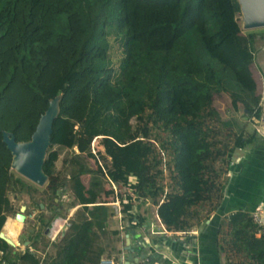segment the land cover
I'll list each match as a JSON object with an SVG mask.
<instances>
[{"label":"trees","instance_id":"obj_1","mask_svg":"<svg viewBox=\"0 0 264 264\" xmlns=\"http://www.w3.org/2000/svg\"><path fill=\"white\" fill-rule=\"evenodd\" d=\"M238 12L236 0H0L1 235L18 244L22 226L5 222L13 210L6 191L31 195L32 189L10 173L1 133L27 141L57 95L41 166L44 192L56 201L67 190L70 207L78 205L55 243L37 248L52 218L42 213L27 239L32 251L15 253L0 239V262L99 264L102 256L119 254L120 233L107 229L112 209L105 203L114 197L125 233L144 223L138 209L146 201L167 230L188 231L209 217L233 153L258 135L212 105L213 95L224 93L233 113L242 111L254 124L261 113V81L250 66L264 36L241 33ZM110 38L120 47L115 66ZM132 117L139 121L136 136ZM157 148L167 153V183ZM65 150L57 173L53 160ZM221 226L236 264H264V238L255 236L248 213L229 214L219 232Z\"/></svg>","mask_w":264,"mask_h":264},{"label":"crops","instance_id":"obj_2","mask_svg":"<svg viewBox=\"0 0 264 264\" xmlns=\"http://www.w3.org/2000/svg\"><path fill=\"white\" fill-rule=\"evenodd\" d=\"M262 66L263 64L258 66L259 71ZM259 74H253V77ZM261 75L262 71L259 76ZM261 77L263 83V75ZM262 91L263 84H261ZM263 199L264 138L257 135L252 143L239 150L233 159L230 170L226 174L219 204L199 227L193 228L196 231L195 234L185 237L180 234L164 236L152 233L153 227L160 229L154 216L155 207L153 206L150 220L157 223V226L151 223L147 226L150 220L145 218L141 204L138 212L144 218V223L128 233L118 230V220L115 215L112 214L107 220V229L117 230L121 236L118 258L117 260L111 258L116 264H123L127 253L131 252L135 254V257L130 264H236L239 257L230 255L231 252L229 253L225 246L231 237L223 234L226 232L225 226H221L220 232L218 231L219 222L236 211L249 214ZM255 236L257 237V234Z\"/></svg>","mask_w":264,"mask_h":264},{"label":"rangeland","instance_id":"obj_3","mask_svg":"<svg viewBox=\"0 0 264 264\" xmlns=\"http://www.w3.org/2000/svg\"><path fill=\"white\" fill-rule=\"evenodd\" d=\"M236 20L240 25L241 33L245 34L249 31H252V32H256L257 34L261 33L264 36V26L255 27V28H248V29L244 28L243 23H242V19H241V14L239 12L236 14ZM255 48L256 49L254 52V58H253V62L251 64L250 69L254 75H257L259 73L261 74V71H262V68L260 69L261 71H259L258 66L260 64H263V66H264V39L261 41L258 40L255 44ZM109 51H110L111 60L113 62V65L115 66L116 65V59L120 55V47L116 42L113 41L112 38H110V50ZM257 69H258V71H257ZM259 75L257 76V79H259L261 81V84H263L262 83V77H261L262 75L261 76H259ZM212 105L219 111V113L221 114L222 117H228L230 115H233L238 120L239 124L243 125V127L247 133H251L253 130H255L257 132L258 121L254 124L240 110L233 113L231 111L229 99H228L226 94H224V93L214 94L212 97ZM129 123L132 126V135L133 136L138 135L139 121L135 117H132L129 120ZM97 140L98 139H95L94 142L92 140L90 143V147H94L93 151H95V152L97 151V149L95 147H99L97 145ZM47 150H48V148H47ZM47 150H46V152H47ZM157 150L159 151V155L161 157V169H162V175H163L164 183H167V178H166V174H167L166 173V164L168 162L167 153H165L161 148L160 149L157 148ZM46 152H45V155H46ZM66 152L68 153V150L62 151L61 153L57 154L56 158L53 160V166H54L55 171L57 173H61L63 170L62 158ZM238 152H239V150H235V152L233 153V159L235 158V156L237 155ZM9 171L13 175V177H18V178L22 179L23 181L28 183L32 188L31 189V195H28L23 191H18L17 187H15L12 190L6 191V196L8 197V199L12 205L13 210L6 216L5 222L7 219H13V215L15 212H17L18 207L20 205L25 206V210H24L25 220L22 223L20 233L17 237L18 244H17V246L12 247V250L18 254L21 253L22 251H24L25 249L29 250V248H30L32 250V248H33L32 245H29V247H24L23 245H24V242L27 241V239H31L33 233L37 230V224L35 223V218H36V215L38 213H42L43 217L45 219H46V217L50 218L52 216V219H51V220H53L52 223L54 222L55 219L60 220L62 229L55 236H52V234L50 232H48L47 234L41 235L40 242H37V248L38 249L42 248V242H47V244L57 242L64 233L68 232V230H67L68 225H69L68 220L72 216L76 207H78V205L70 207V204L72 202V197H71L70 193L67 190H62L59 193V196H60L59 200L50 201V198L48 197L47 193L44 192L45 186H46V181L42 185H36L33 182L26 179L25 177L18 174L13 168L9 167ZM222 179L226 180V176L222 175ZM81 181L85 184L87 182V176H85V175L82 176ZM107 200H109V199H107ZM35 203L42 204V207L40 209H37ZM141 206H142V212L145 215V218H147V219L149 218V220H150L152 217L153 206L150 204L149 201L143 202ZM53 207H56L55 211H53V209H54ZM36 211H39V212H37L35 214ZM5 222H4V224H5ZM150 223L154 226H157V223H155L152 220L148 221L147 226H149ZM109 231H115V230H109ZM48 247L49 246H47V248ZM41 252H43V251L38 250V252H36V253L40 254ZM108 255L110 257H112L114 260H117V258H118V255L115 253H109Z\"/></svg>","mask_w":264,"mask_h":264},{"label":"water","instance_id":"obj_4","mask_svg":"<svg viewBox=\"0 0 264 264\" xmlns=\"http://www.w3.org/2000/svg\"><path fill=\"white\" fill-rule=\"evenodd\" d=\"M236 1L239 6V13L241 14L244 28L248 29L264 26V0ZM262 75V104L260 105L261 113L258 119L257 133L264 138V66H262ZM58 99L59 96L57 95L49 100L46 109L39 115L36 125L27 141H15L13 135L10 133L5 131L1 133V141L4 143L5 148L9 151L11 156L9 167L13 168L18 174L36 185H42L47 179L46 175L41 170V166L45 152L50 144L51 124L58 112ZM39 207H42V204H39ZM24 210L25 206L20 205L17 212L14 213L13 218L23 223L25 218L23 214ZM1 234L0 231V239L9 246L14 247V245L10 244ZM25 244H27V242H24V245ZM134 257V253H127L126 260L123 264H130V261Z\"/></svg>","mask_w":264,"mask_h":264},{"label":"built area","instance_id":"obj_5","mask_svg":"<svg viewBox=\"0 0 264 264\" xmlns=\"http://www.w3.org/2000/svg\"><path fill=\"white\" fill-rule=\"evenodd\" d=\"M261 99H262V92H261L260 101H261ZM90 148H91L92 153H94L93 147H90ZM110 187L112 188V190L115 193L116 192L115 186L112 183H110ZM105 204L111 207L112 214L117 217V220H118L117 228H118V230L120 232L123 231L124 224H123V220H122L121 214H120V204H119L118 199L116 197H114L111 201L106 202ZM154 216H155V220L159 223V226H160V229H158L157 227H153V229L151 230V228H150L151 232L154 234H162L164 236L170 235V234H180V235H184L186 237V236H190V235L196 233V231L193 229H190L188 231L167 230L165 228V226L160 222L156 213ZM249 216H250L252 223L256 227L257 236L264 238V199L256 204V206L249 212ZM52 221L50 223L49 230H48V232H50V233H51V228L53 225ZM131 223L134 224V221H132ZM61 229L62 228L60 227L57 230L56 234H58L61 231ZM29 251H32V250L29 248ZM0 255H1V252H0ZM121 258H122V256H121ZM0 264H5V262L1 261ZM99 264H116V263L113 261V259L111 257L102 256L99 260Z\"/></svg>","mask_w":264,"mask_h":264},{"label":"bare ground","instance_id":"obj_6","mask_svg":"<svg viewBox=\"0 0 264 264\" xmlns=\"http://www.w3.org/2000/svg\"><path fill=\"white\" fill-rule=\"evenodd\" d=\"M14 222L18 223V224H22V222L16 221L13 218ZM61 227V222L58 219H55L51 228V234L52 236L56 235L57 230Z\"/></svg>","mask_w":264,"mask_h":264},{"label":"flooded vegetation","instance_id":"obj_7","mask_svg":"<svg viewBox=\"0 0 264 264\" xmlns=\"http://www.w3.org/2000/svg\"><path fill=\"white\" fill-rule=\"evenodd\" d=\"M39 204H40V203H38V208H37V209H40V208H41V207H39ZM55 210H56V209H55ZM37 212H39V211H36L35 214H36ZM23 214H24V212H23ZM38 214H39V213H38ZM24 216H25V214H24ZM46 218L48 219V217H46ZM51 219H52V218H51ZM24 220H25V218H24ZM51 221H52V220H50L48 226L44 227V229H43L41 235H44V234H47V233H48V230H49V226H50ZM25 242H27V244H25V245H23V246H24V247H29L28 241H25ZM13 252H14V251H13ZM22 252H24V251H22ZM22 252H21V253H22ZM19 254H20V253H19Z\"/></svg>","mask_w":264,"mask_h":264}]
</instances>
